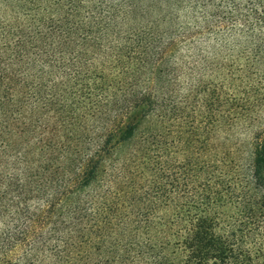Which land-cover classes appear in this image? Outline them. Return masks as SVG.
Wrapping results in <instances>:
<instances>
[{"label":"trees","instance_id":"obj_1","mask_svg":"<svg viewBox=\"0 0 264 264\" xmlns=\"http://www.w3.org/2000/svg\"><path fill=\"white\" fill-rule=\"evenodd\" d=\"M263 230L264 0H0V264H264Z\"/></svg>","mask_w":264,"mask_h":264},{"label":"rangeland","instance_id":"obj_2","mask_svg":"<svg viewBox=\"0 0 264 264\" xmlns=\"http://www.w3.org/2000/svg\"><path fill=\"white\" fill-rule=\"evenodd\" d=\"M223 213V219L225 218V220H231V215L233 214L232 213V210L231 209H225L224 211H222ZM263 238H264V230H263Z\"/></svg>","mask_w":264,"mask_h":264}]
</instances>
